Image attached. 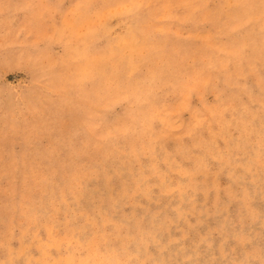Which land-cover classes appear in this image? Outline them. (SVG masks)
<instances>
[{"label": "rangeland", "instance_id": "374dc122", "mask_svg": "<svg viewBox=\"0 0 264 264\" xmlns=\"http://www.w3.org/2000/svg\"><path fill=\"white\" fill-rule=\"evenodd\" d=\"M0 264H264V0H0Z\"/></svg>", "mask_w": 264, "mask_h": 264}]
</instances>
